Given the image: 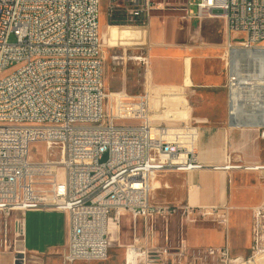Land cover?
Instances as JSON below:
<instances>
[{
    "label": "built area",
    "instance_id": "built-area-1",
    "mask_svg": "<svg viewBox=\"0 0 264 264\" xmlns=\"http://www.w3.org/2000/svg\"><path fill=\"white\" fill-rule=\"evenodd\" d=\"M108 2L113 26H150L152 12L170 5L167 0ZM101 4L0 0L2 245L14 254V261L21 258L26 264V212L59 210L68 214L69 223L63 264L105 260L123 216L134 224L135 237L126 247L125 264H182L183 258L186 264L210 259L216 264H264V203L251 209L247 256L232 255L228 241L191 253L181 238L176 245L166 239L162 261H147L150 247L160 246L149 224L156 216L212 220L227 235L230 230L227 204H154L151 181L157 173L210 167L264 178V162L249 163L228 154L223 164L207 165L199 158L197 124L154 123L149 92H108ZM182 10V20L224 22L229 122L256 127L264 139V0H186ZM247 50L258 52L259 61H249ZM12 65L16 67L5 74ZM113 93L117 97L112 98ZM240 104H247V111H240ZM34 143L45 145V160L32 156ZM138 220L144 223L143 235Z\"/></svg>",
    "mask_w": 264,
    "mask_h": 264
},
{
    "label": "rangeland",
    "instance_id": "rangeland-1",
    "mask_svg": "<svg viewBox=\"0 0 264 264\" xmlns=\"http://www.w3.org/2000/svg\"><path fill=\"white\" fill-rule=\"evenodd\" d=\"M167 2L170 3L169 6H166L164 9H156L152 12L153 17L149 27V39L156 46V50L152 51V55L156 51L165 48V46L173 45L171 43L180 46L190 42L196 46L192 52L194 55L195 72L199 76L200 82H206L205 75L212 68V65L217 64V61L215 60L217 50L211 47H200L199 42L207 45L223 44L226 37L225 24L222 20L213 19H205L201 25H199L198 22H194L195 20L193 23H190L187 19L182 20L181 15L184 14L182 5L186 0H167ZM194 8L196 9V6H194ZM110 25L109 2L108 0H102L100 35L104 56L105 85L107 91H121L128 93L129 95H140L149 92L152 96V106L160 104L165 106L164 103L161 102L164 92L151 86L156 83L153 81L152 76L150 79L151 82H149L147 77L148 70L150 69L151 73L152 71L156 72L157 75L165 80L176 81L179 78L182 69V65L179 62V56L192 50H186L185 48L175 46L165 54V57L155 58L153 55L150 60V55L148 49L145 48V43H120L121 39L125 37L128 29L124 26L110 27ZM111 28L113 33L117 36L116 41H113L111 38ZM163 39H167L169 43L167 42V44L161 41ZM131 56H134L135 59H130ZM15 65H12L5 74L11 73L16 67ZM224 90V86L219 88L214 87L212 90L188 86L185 88V92L186 99L191 106L190 120L159 118L161 120L153 122H163L166 124L194 123L195 119L199 117L205 118L207 116H209L210 120L220 121L223 119L222 108L226 102V98L223 94ZM209 102L215 105L212 110L207 106ZM159 111L163 110L159 109ZM31 154L34 158L39 160H45L49 155L45 145L42 143H34L31 146ZM62 172L63 169L61 168L60 174H62ZM50 214L51 213L48 212L35 211L34 213H29L28 216L26 215L30 227L29 245L32 250L38 253L36 254L35 252L29 251L24 243L22 248L25 247L26 249V264H63V256L68 242L64 244L65 234L62 229V216L59 215V217H55L58 223L56 224L55 232L53 233L51 230L53 224L52 222L48 223ZM149 224L151 226L154 225L155 229L157 228L159 232L155 235V238H161L164 235L166 240V237L169 235L170 243L173 245L178 244L179 240L181 238H186V236H188L190 243L193 245L206 244L207 239L203 235L187 234L190 225L223 229L218 223L212 220L198 219L194 222H189L183 219L181 215H175L168 219L156 216L149 221ZM137 225L139 235H143L144 223L141 220H138ZM121 226V231L115 235L116 241L111 243L108 256L105 260H94L90 262L79 261L75 264H125L126 247L135 241L133 229L134 224L132 226L126 216H123ZM68 228L69 223L67 224V237ZM153 233L155 234V231ZM225 234L227 239V233ZM235 236V233L232 232V244L235 243ZM245 238V235H239L238 239L240 244L245 242ZM2 239L3 234L0 231V250L4 253L7 252L13 254L5 244L2 245ZM171 240L173 242H171ZM248 241L249 239L247 240V244ZM166 242L167 241H165V244ZM205 247L206 246L191 247V253L197 252L199 249H204ZM5 259V255H0V264H6ZM181 260L182 264H186V259L183 258ZM168 264H172V262H168ZM206 264L216 263L210 259Z\"/></svg>",
    "mask_w": 264,
    "mask_h": 264
},
{
    "label": "crops",
    "instance_id": "crops-1",
    "mask_svg": "<svg viewBox=\"0 0 264 264\" xmlns=\"http://www.w3.org/2000/svg\"><path fill=\"white\" fill-rule=\"evenodd\" d=\"M194 22H198V24L201 25L204 20L202 22L195 20ZM190 23H193V21ZM145 29V27H140L138 32H135L132 35L126 34L125 37L122 38L123 42L120 38V43H149L150 48L148 52L150 60L153 55L155 58L165 57V54L173 47L179 46L175 43H171L173 45L165 46V48L156 51L152 55V51L156 50V46L149 39L150 31L147 35L144 34ZM110 33L113 41H116L117 36L113 33L112 28ZM137 33L140 35H137ZM226 40L227 34L224 43L221 45H207L199 42L200 47H211L217 50L215 56L217 64L212 65V68L205 75L206 82H200L199 76L195 72L194 55L192 52L196 46L190 42L179 46L180 48L192 51L182 55L180 54L179 62L182 65V69L179 78L176 81L165 80L157 75L156 72L152 71L151 73L149 69L147 76L149 82H151L150 79L152 76V79L156 84L151 86L164 92L161 102L165 105H151L149 114L154 121H159L161 119L190 120L191 106L186 99L185 88L188 86H195L212 90L214 87L219 88L224 86L225 90L223 94L226 98V102L222 108L223 119L220 121H213L207 116L205 118L199 117L194 121V123L199 126L200 130V160L207 165H219L225 162L228 154H231L232 157L241 158L249 163L264 162V139L260 137L259 129L253 126H236L229 122L228 94L224 84V82L226 83V70L222 59ZM161 41L164 43L168 42L167 39ZM115 96L117 97V94L115 95V93L111 95L112 98ZM207 106L210 110L215 107V105L210 102ZM159 109L163 111H158ZM151 185V197L154 204H187L193 207L219 206L227 204L231 208V229L229 230L227 239L223 229L190 225L187 234H200L207 239L205 245H193L190 243L188 236H186V242L190 247L221 246L228 241L232 255L247 256L249 254L251 245V209L264 203V178L259 174L255 172L215 170L210 167L190 172L164 171L156 174L151 181ZM35 211L51 213L48 223L52 222L53 225L51 230L53 233L55 232V226L58 223L55 217H59V215L62 216V229L65 234L64 244H66L68 242V215L66 212L59 210H31L27 211L25 214V247H27L29 251L35 252L29 245L30 227L26 218V215L28 216L29 213H34ZM152 228L153 231H155L154 235L159 233L154 225ZM232 232L236 235L234 244H232L231 241ZM239 235H245L246 237L244 239L245 242L242 244L239 242ZM156 239L160 246L165 244L166 240L164 235L161 238L156 237ZM166 239L170 242L169 235ZM248 239L249 241L247 244ZM171 242L173 241L171 240ZM0 255H5L6 264H14L13 254L7 252L4 253L0 250ZM156 255L160 256L159 253Z\"/></svg>",
    "mask_w": 264,
    "mask_h": 264
},
{
    "label": "bare ground",
    "instance_id": "bare-ground-1",
    "mask_svg": "<svg viewBox=\"0 0 264 264\" xmlns=\"http://www.w3.org/2000/svg\"><path fill=\"white\" fill-rule=\"evenodd\" d=\"M113 25H110L112 27ZM127 30V35H132L135 32L139 31L140 26H125L123 25ZM115 27V26H114ZM150 26H145L144 34L147 35L149 32ZM137 35H140L137 33ZM145 48L149 50L150 44L146 43ZM247 58L249 61H259V54L258 52H255V50H247ZM261 76H264V71L260 72ZM240 111H247V104H240ZM116 241L115 238L112 239V242ZM159 253L160 256H157L156 254ZM147 261L151 263H158V261H162V246H151L150 251H147Z\"/></svg>",
    "mask_w": 264,
    "mask_h": 264
},
{
    "label": "water",
    "instance_id": "water-1",
    "mask_svg": "<svg viewBox=\"0 0 264 264\" xmlns=\"http://www.w3.org/2000/svg\"><path fill=\"white\" fill-rule=\"evenodd\" d=\"M14 264H24L23 260L21 258H17L15 261H14Z\"/></svg>",
    "mask_w": 264,
    "mask_h": 264
}]
</instances>
